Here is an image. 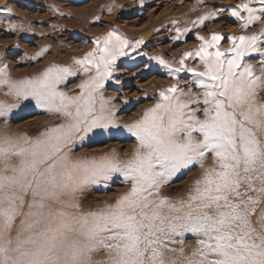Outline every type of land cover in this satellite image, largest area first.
<instances>
[{
    "label": "snow or ice",
    "instance_id": "obj_1",
    "mask_svg": "<svg viewBox=\"0 0 264 264\" xmlns=\"http://www.w3.org/2000/svg\"><path fill=\"white\" fill-rule=\"evenodd\" d=\"M138 3L143 8L145 0ZM115 7L123 5H107L108 13ZM213 7L192 23L202 27L227 13L240 34L212 32L206 39L196 32L198 47L172 64L148 56L176 83L161 89L131 123L120 122L105 85L121 83L114 76L119 58L148 55L136 51L143 37L130 41L111 29L70 65L53 63L18 79L3 54L0 94L15 102L0 100V264H264V27L243 34L264 25V0ZM50 10L65 15L55 5ZM13 13L8 3L0 8V17H7L0 24L8 32H31L11 19ZM193 31L176 28L172 39ZM49 48L27 59L35 62ZM137 71L139 64L129 69ZM182 73L190 77L184 87ZM79 75L87 79L77 94L62 90ZM22 104L59 123L35 137L9 133ZM98 134H127L133 151L127 158L114 149L75 155L77 145ZM194 168L199 175L184 195L163 194ZM117 177L127 191L101 207L84 205L85 192L108 188ZM189 234L195 238L190 250L184 246Z\"/></svg>",
    "mask_w": 264,
    "mask_h": 264
},
{
    "label": "rangeland",
    "instance_id": "obj_2",
    "mask_svg": "<svg viewBox=\"0 0 264 264\" xmlns=\"http://www.w3.org/2000/svg\"><path fill=\"white\" fill-rule=\"evenodd\" d=\"M241 2L242 0H204V4H199L197 0H145V5L141 8L138 0L135 2L134 0H4V5L8 3L14 9L11 19L23 24L25 28L31 26L32 31L12 33L7 31L6 25L0 24V59H4L3 54L7 53L5 62L8 63L13 78L18 79L34 75L53 63L70 65L73 57H83L94 47L91 43L94 38L102 37L111 29H116L130 41L143 37L145 43L136 51H144L148 55L137 56L136 60L129 57L119 58L114 76L120 78L121 83L115 84L109 81L105 85V97L114 98L115 106L119 109L120 122L131 123L145 109L152 106L155 102L153 97H156L161 89L176 83L168 77L166 70L154 61H148V56H163L172 64L184 52L198 47L200 42L195 39L196 32L206 39H210L212 32H220L225 37L240 34L239 22L228 17L227 13L220 14L216 21H205L202 27H196L192 21L212 11L213 6H229ZM113 3L123 7H115L109 14L107 5ZM52 5L63 11L65 15L59 16L52 12L50 10ZM95 16H99L100 20L93 23ZM5 18L7 17H0V19ZM173 20L177 21L175 26L171 24ZM53 24L57 25L56 29H53ZM185 27L193 28L194 31L182 40L174 41L172 37L176 28ZM260 27L264 25H254L243 34L249 35L258 31ZM157 28L160 29L159 32L155 31ZM17 43H19L18 48L15 47ZM45 45H50V48L43 57L35 62L27 59ZM221 46L228 47V44L222 41ZM132 55L135 56L136 53ZM145 63H149L151 67L145 68ZM137 64L140 65V71L132 75L129 69H134ZM254 64L258 69L255 61ZM181 76L183 79L180 86L184 87L190 77L183 73ZM85 79L87 77L84 75L70 77L62 90L77 94L76 86ZM125 98L129 103H123ZM4 99H8L10 103L15 102L0 94V100ZM57 123H59L57 118L48 116L34 105L29 104L28 107H24L22 104L21 109L9 121L6 130L12 134L27 133L35 137L46 126ZM3 130L4 126L0 124V131ZM134 146V138L127 134L114 137L98 134L85 140L82 146L77 145L75 155L91 156L101 152L103 148L109 151L114 148L123 158H127ZM207 163H211V160ZM198 175L199 169L194 168L165 187L163 194L173 197L184 195ZM124 191H127V188L117 177L108 188H93L85 192L82 201L85 206L101 207L104 202L114 201ZM184 246L190 250L195 246V238L190 234L186 236Z\"/></svg>",
    "mask_w": 264,
    "mask_h": 264
},
{
    "label": "bare ground",
    "instance_id": "obj_3",
    "mask_svg": "<svg viewBox=\"0 0 264 264\" xmlns=\"http://www.w3.org/2000/svg\"><path fill=\"white\" fill-rule=\"evenodd\" d=\"M226 2V1H225ZM236 3V2H235ZM3 5H4V0H0V8L1 7H3ZM214 10V9H213ZM129 27V26H128ZM145 36V35H144ZM147 37V36H146ZM119 60V59H118ZM107 148H103V149H101L100 151L101 152H99V153H95V154H93V155H91V156H95V155H98V154H101V153H105V152H109V150H106ZM114 149V148H113ZM113 149H111V150H113ZM115 150V149H114Z\"/></svg>",
    "mask_w": 264,
    "mask_h": 264
}]
</instances>
